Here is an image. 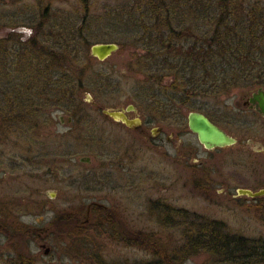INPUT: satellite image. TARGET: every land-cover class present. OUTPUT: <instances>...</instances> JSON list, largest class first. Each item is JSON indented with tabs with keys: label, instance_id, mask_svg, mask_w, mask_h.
<instances>
[{
	"label": "rangeland",
	"instance_id": "rangeland-1",
	"mask_svg": "<svg viewBox=\"0 0 264 264\" xmlns=\"http://www.w3.org/2000/svg\"><path fill=\"white\" fill-rule=\"evenodd\" d=\"M84 1H87L89 11L85 20H89L95 30L91 37H87L89 46L96 41L124 43L122 50L117 49L103 61L91 56L89 46L82 57H91L88 58L89 73L108 76V87L102 86L98 92L89 88L80 95L87 100L84 105L92 107L97 126H101L98 134L104 135L106 142L114 146L111 149L105 147L103 137L97 141L82 139L79 146L73 144L76 153L68 156L67 149L61 146L63 140L56 139V135L67 131L69 126L60 124L56 118L58 109L50 113L52 123L34 135L28 133L32 142L0 136V201L11 210L13 218L26 226L24 231L28 232L19 237L33 256V264L153 263L155 259L149 250L126 246L114 234L117 226L125 224L131 230L150 231L157 239L158 235L161 236L167 247L176 246L180 230L173 219L167 221L164 218L157 201L181 207L197 217L212 219L222 224L224 231H234L250 238L264 237V209H255L253 197L235 193L240 187L253 191L264 188V118L242 104L248 85L235 87L233 92L219 99L211 98V102L205 100L203 109L213 113L214 117L219 114V119L216 117L219 127L236 139L233 145L206 150L196 139V134L188 130L185 117L182 122L173 116L158 119L142 105L140 107L137 87L144 79L143 73L135 71L129 62L132 61V51L142 50H132L122 28L109 26L106 33L100 31L109 20H124L127 13L146 18L148 15L143 16L146 0H0V39L12 29L18 32L20 41L26 39L30 36L29 24H35L46 13L48 17L55 13L59 19L65 18L68 28L79 26ZM204 1L214 4L213 0ZM255 1L264 4V0ZM187 4L186 0L180 6ZM234 9L240 7L236 5ZM58 18L57 23L60 22ZM187 19L176 26L190 28ZM60 28L58 25L54 30L58 32ZM59 37L60 34L56 39ZM56 39L48 38L46 43L51 45L57 41L60 44V39ZM149 81L154 82V79ZM161 81V85L154 82L157 91L165 90L170 79L163 77ZM160 93L166 107L169 106L166 94ZM88 103L105 108H125L132 103L134 110L128 114L139 116L142 127L129 129L104 117L100 106L94 109ZM150 129H160L159 135L151 136ZM80 154L89 156L91 162H79L77 157ZM200 173L205 178H201ZM198 178L201 181L196 185ZM262 196L264 193L257 197ZM93 201L116 208L120 218L115 219V223L107 221L104 228L97 230V221L81 215L80 230H61L64 211ZM254 203L264 205V197ZM54 216H57L56 223L59 222L56 231L48 229ZM11 238L0 234V264H16L15 248L7 245L11 241L16 244L20 238ZM45 248H48L46 253ZM181 264L226 263L219 256L202 251L191 254Z\"/></svg>",
	"mask_w": 264,
	"mask_h": 264
},
{
	"label": "trees",
	"instance_id": "trees-1",
	"mask_svg": "<svg viewBox=\"0 0 264 264\" xmlns=\"http://www.w3.org/2000/svg\"><path fill=\"white\" fill-rule=\"evenodd\" d=\"M184 1L146 0L143 15H148L146 18L127 13L124 20H109L100 31L106 33L109 26L122 28L132 50H142L132 51L133 62H129L135 71L143 73L144 79L137 87L140 107L142 105L144 110L155 114L158 119L160 116V119L173 116L181 122L186 113L197 109L218 124L216 117L219 119V114L214 117L213 113L203 109L205 100L211 102V98L219 99L233 92L235 87L264 85V4L255 0L251 3L248 0H227L226 4L223 0H213L214 4L204 0H187V5L180 6ZM86 4L87 1H84V14L79 26L68 28L65 18L61 20L55 13L48 17L46 13L35 21L36 25L29 24L31 31L26 39L20 41V35L13 29L5 32V37L0 39V136L32 142L30 135L40 130L39 124L47 116L48 108L39 104V101H44L39 94L45 91L54 93L59 89L66 96L71 92L72 98L67 96V99L77 102L76 106L63 105L65 109L71 107L74 111L70 114L78 118L75 121L77 138H62L64 142L61 143L63 148L72 149L70 154L76 153L73 144L79 146L78 142L82 139L78 136L85 133L79 124L81 120L89 121L92 116L78 106V100L82 99L81 91L88 92L91 88L98 92V88L109 86L108 76L88 72L91 57L87 55L82 58L89 46L87 37L95 32L90 21L85 20L89 13ZM236 5L240 9L235 10ZM185 18H189L190 28L180 25L178 28L176 25L183 23ZM58 25L61 28L56 32L54 28ZM58 34L61 37L56 39ZM48 38L60 39V44L56 41L58 45L55 42L49 45L46 43ZM117 43V49L122 50L124 43ZM163 77L170 79L169 85L165 90L157 91L154 82L161 85ZM151 78L154 82L150 83ZM160 92L166 94L171 106L166 107ZM91 139L97 141L100 138ZM200 174L201 178H205L203 173ZM201 178H198L196 185ZM263 197L252 199L256 202ZM254 202L255 209H264V205ZM157 204L164 218L167 221L173 219L180 230V239L173 248L170 245L167 247V242L161 236L158 235L157 239L150 231L131 230L125 224L117 226L113 233L126 246H140L149 250L155 259L149 264H181L191 254L202 251L219 256L226 264H233L234 261V264H264V237L250 238L234 231H224V226L212 219L197 217L186 209L168 203L157 201ZM90 210L94 214L89 219L97 221V230L104 228L107 221L115 223V219H119L111 208L106 210L93 204ZM63 214L62 231L69 232L73 228L80 230L78 225L80 216L86 215L85 206H74ZM55 217L48 223V229L56 231L59 222L56 223ZM25 227L22 221L13 218L11 210L0 201V234L17 239L28 232L24 231ZM23 245L21 237L16 244L9 242L7 247L15 248L13 257L16 264H33V256Z\"/></svg>",
	"mask_w": 264,
	"mask_h": 264
},
{
	"label": "flooded vegetation",
	"instance_id": "flooded-vegetation-1",
	"mask_svg": "<svg viewBox=\"0 0 264 264\" xmlns=\"http://www.w3.org/2000/svg\"><path fill=\"white\" fill-rule=\"evenodd\" d=\"M54 86H55V88L56 87H59L58 85L57 86L54 85ZM66 86H68V85H66ZM45 87H49L50 88L51 86L46 85ZM247 87H248L247 88V91L243 95V98H244V100L242 102L243 106L245 108H250V110L256 111L257 113H259V115H260L261 118H264V116L261 115L260 111L257 110V108L254 107L256 101L255 102L250 101V98H252V95L253 94H256L259 88L261 90H263L262 92L264 93V85L262 86V85L256 84V85L247 86ZM39 95L44 99V101H39V104L41 103L43 107H47L48 109L46 111L47 116H45V120L44 121H41V124H39L40 126L38 127V129L42 130L44 127L47 126V124L52 123L54 120L51 118V114L50 113L53 110L55 111V110L58 109L60 111L57 112V114L55 115L56 118H58L60 124H63V125H66V126L69 125V126H68V130L67 131H65V132H59L56 135V139L59 140V139H62V138H65V139H69V138L75 139V137L77 138V134H76L77 127H76L75 121H77L78 118H76V117L72 116V114H70L72 111H74L71 107H69L67 109H65L63 107V105L65 106L67 104H68L67 106H70L69 104H72V105H75L76 106V103L77 102H73L70 99H67V96H70V98H72L71 92H70V95H67L66 96V93L65 92L62 93L61 91H59V89H57L54 93H50L48 91H45V92L40 93ZM78 101H79L78 106H81V108H83V111H85L86 114H89V113L92 114V112H91L92 107H89V106H85L84 105V103L87 102V100H84V98H82V99H79ZM88 104L90 106L92 105L94 109L95 108H98L99 106H100L101 109H105V107H103L102 105H99L98 106L97 104H94V103H88ZM131 104L126 105L125 108H123L121 106H120V108L119 107H116V108L110 107V108H113L115 110H122L123 113L127 115V117L131 118L134 115H131L130 116L128 114V112H130L131 110L132 111L134 110V105L132 104L133 106L131 108L127 109L129 107V105H131ZM110 108H108V109H110ZM101 109H99V110L101 111ZM101 113H102V111H101ZM91 114H90V116H91ZM102 115H104V117H107V118H112V120L114 122H117L119 124H123L122 121L114 120L112 116H107V115H105L103 113H102ZM92 116H91V119L89 121L87 119L84 120V121L81 120L82 123L80 122L79 126L81 127L82 132L85 131V133L84 134L81 133L78 137L81 138V139H83V140H90L91 138L94 139V136L95 137H98L100 139L103 137L104 140H103V138H102V140L104 141V146L107 147L108 149H111L112 146H114V145L113 144L109 145L106 142L107 141V138H105L104 135H102V137H101V135L98 134L101 131V126L99 127V126H97V124H96L95 121L93 122V117L95 118V120H96V117L95 116L92 117ZM82 119H84V118H82ZM139 119H140V117H139ZM140 124L141 125L138 126V127H136V128L133 127V126L132 127L127 126L125 124H123V125L126 126L129 129H132V128L133 129H141V127H142L141 119H140ZM83 126H85V127H83ZM159 133H160V129H156L153 133H151V129L149 130V134H151V136L155 135L157 137L159 135ZM166 140H168L167 137H166ZM102 144H103V142H102ZM71 152H72V149L66 150V154H68V155H70ZM80 156L88 157L89 158V161L88 162L87 161H84V160L83 161L82 160L80 161L78 159ZM80 156L77 157V159H78L79 162H84L86 164L91 162V158L89 156L83 155V154H80ZM93 204H95L97 207H100L102 209H105L106 208V210H107L108 208H111L112 210H115L114 214L117 215L118 218H120V216H119L120 213L118 212V210H116V208L100 205V203H97L96 201H93V202L89 203L88 205H85L86 215H85L84 218H87V217L89 218L90 216H93L92 213L94 214V212H92L90 210V208L92 207ZM43 244L44 243L42 242L41 245H43Z\"/></svg>",
	"mask_w": 264,
	"mask_h": 264
},
{
	"label": "water",
	"instance_id": "water-1",
	"mask_svg": "<svg viewBox=\"0 0 264 264\" xmlns=\"http://www.w3.org/2000/svg\"><path fill=\"white\" fill-rule=\"evenodd\" d=\"M118 43L112 41L106 42H94L89 46V53L94 58L98 59L99 61L104 60L107 56L111 55L113 52L117 50ZM260 88L258 89L256 94L252 95L250 101L255 102L254 107L260 111L261 115L264 116V93ZM133 105H129L131 108ZM102 113L107 116H112L114 120L122 121L123 124L130 126V127H138L140 126V119L138 116H133L131 118L127 117L126 114L123 113L122 110H115L113 108H105L101 109ZM185 119L187 122V128L190 132L196 134V139L198 142L203 146L204 149H212L217 146L223 147L228 145H233L236 143L234 137L230 135V133L226 132L219 125L208 118L206 113L204 114L201 111H197V109L190 110L185 115ZM154 130L151 129V133ZM80 161H89L88 157L80 156L78 158ZM235 193L237 195L244 194V196L257 197L264 193V188L253 191L252 189L248 188H237L235 189ZM48 249V248H47ZM47 249H44V252H47Z\"/></svg>",
	"mask_w": 264,
	"mask_h": 264
}]
</instances>
